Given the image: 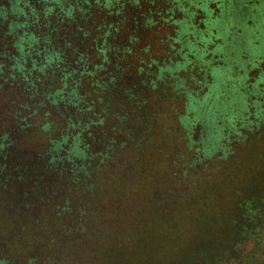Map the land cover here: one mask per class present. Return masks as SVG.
I'll use <instances>...</instances> for the list:
<instances>
[{
    "label": "trees",
    "instance_id": "obj_1",
    "mask_svg": "<svg viewBox=\"0 0 264 264\" xmlns=\"http://www.w3.org/2000/svg\"><path fill=\"white\" fill-rule=\"evenodd\" d=\"M139 1L0 0V100L14 105L12 111L0 108V229L6 234L0 241V264L14 262L7 256V241L9 248L21 250L24 261L35 264L26 256L35 243L43 242L46 227L56 228L54 217L60 216L62 223L72 213L88 217V205L82 202L98 200L117 186L114 165L130 155L127 146H139L141 133L146 140L165 133L169 117L178 115L190 150L201 144L196 148L199 161L216 153L227 155L231 141L222 128L216 136L209 133L197 141L204 116L219 110L218 103L210 105L227 102L231 121L246 112L254 114L256 122L242 117V127H258L264 121V70L252 88L245 87L248 67L258 63L259 68L264 60L256 47L259 40L264 45V38L253 35L264 19V0H165L168 8L145 13L144 25L163 21L179 27L177 35L167 36V58L141 59L138 74L144 91L150 89L171 103L152 113L150 122L135 123L147 99L126 79L124 64L134 48H124L119 40L129 8ZM244 11L247 20L256 23L231 24ZM225 22L230 36H224ZM132 25L129 41L135 45L140 21L132 19ZM230 50L238 55L227 66L220 64V55ZM234 71L244 74L235 78ZM211 128L217 131L218 126ZM60 192L66 195L58 203ZM240 211L249 218L244 226L240 219L233 220L236 234L260 229L264 190L246 197ZM55 236L48 244L61 242Z\"/></svg>",
    "mask_w": 264,
    "mask_h": 264
},
{
    "label": "rangeland",
    "instance_id": "obj_2",
    "mask_svg": "<svg viewBox=\"0 0 264 264\" xmlns=\"http://www.w3.org/2000/svg\"><path fill=\"white\" fill-rule=\"evenodd\" d=\"M163 1L152 4L140 0L131 6L124 21L126 30L119 40L124 48H134L133 55L124 64L126 79L131 87L136 86L143 100L147 99L145 110L133 118L135 123L140 119L150 122L151 114L164 110L169 102L150 89L144 91L138 74L141 59L152 56L163 61L167 58V36L177 35L179 27L175 29L163 21L153 27L144 25L145 13L168 8ZM2 5L7 6V3ZM247 18L244 11L233 17L231 24L251 27L256 23V19L248 21ZM132 19L140 21L135 35L139 42L135 45L129 41L134 28ZM221 23L219 20V26ZM227 25L225 22V29ZM226 31L224 36H230L228 29ZM253 31L254 36L260 33V38H264V19ZM256 47L261 48L257 56L264 54L260 40ZM237 55L236 50H230L220 55L219 63L227 66ZM257 66L258 63L248 67L249 78L245 84L248 89L264 70V60L259 68ZM241 74L244 71H234L233 75L237 78ZM184 103L182 99L179 105L182 107ZM217 103V113L204 116L203 131L197 141L209 133L216 136L222 128L224 133H230L227 155L216 153L197 160L196 148L201 144L190 150V140L178 115L169 117L165 133L156 135L153 140H146L141 133L139 146H127L130 155L114 165L119 178L117 186H111L98 200L90 198L82 202L88 205V217L72 213L64 216L62 223L56 215V228L52 225L41 232L43 242L32 245L34 248L26 259L32 257L35 264H264V219L260 229L243 231L240 235L235 233L233 221L240 219V223L246 225L249 216L240 211V204L246 197L264 190V121L258 127L254 124L242 127L243 118L245 122H256L254 114L248 116L246 112L245 117L239 115V120L231 121L228 103L219 100L210 106ZM0 108L12 111L14 105L0 100ZM254 111L251 107L250 112ZM212 125L218 126L217 131L212 130ZM236 125L239 128L236 129ZM206 146L209 147L208 142ZM130 156L133 161H129ZM65 195L60 192L55 200L60 203ZM247 205L250 207L249 201ZM45 209L49 211L48 207ZM3 221L0 217V228ZM63 226L67 227V235L62 231ZM55 234L61 242L48 244L52 239L55 241ZM3 235L6 234L0 229V241ZM8 243L7 256L14 260L13 264H29L21 257V250L9 248Z\"/></svg>",
    "mask_w": 264,
    "mask_h": 264
}]
</instances>
